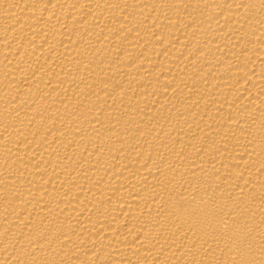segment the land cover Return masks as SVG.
Returning a JSON list of instances; mask_svg holds the SVG:
<instances>
[{"label": "bare ground", "instance_id": "bare-ground-1", "mask_svg": "<svg viewBox=\"0 0 264 264\" xmlns=\"http://www.w3.org/2000/svg\"><path fill=\"white\" fill-rule=\"evenodd\" d=\"M0 264H264V0H0Z\"/></svg>", "mask_w": 264, "mask_h": 264}]
</instances>
